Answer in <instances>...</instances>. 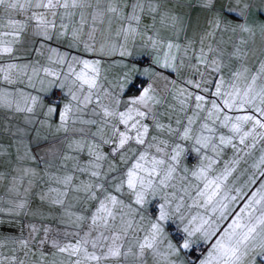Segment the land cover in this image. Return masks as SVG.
<instances>
[{
  "label": "snow or ice",
  "instance_id": "obj_1",
  "mask_svg": "<svg viewBox=\"0 0 264 264\" xmlns=\"http://www.w3.org/2000/svg\"><path fill=\"white\" fill-rule=\"evenodd\" d=\"M0 264H264V0H0Z\"/></svg>",
  "mask_w": 264,
  "mask_h": 264
}]
</instances>
